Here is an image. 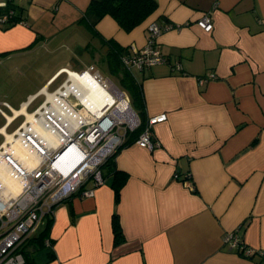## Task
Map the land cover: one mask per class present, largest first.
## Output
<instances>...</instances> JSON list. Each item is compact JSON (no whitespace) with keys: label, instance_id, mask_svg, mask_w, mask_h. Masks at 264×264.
<instances>
[{"label":"crops","instance_id":"obj_1","mask_svg":"<svg viewBox=\"0 0 264 264\" xmlns=\"http://www.w3.org/2000/svg\"><path fill=\"white\" fill-rule=\"evenodd\" d=\"M10 1L23 19L0 25V146L62 84V68H83L97 53L106 64L102 39L130 52L144 44L150 21L180 25L158 37L165 62L133 70L144 120L167 116L153 127L160 146L133 142L117 152L114 164L127 174L118 202L109 174L92 196L57 203L48 214L52 256L39 261L264 264V256H243L222 241L238 228L246 246L264 252V0H157L129 32L109 15L92 26L91 0ZM207 11L208 32L195 23ZM43 51L61 60L34 68ZM114 214L125 237L119 244Z\"/></svg>","mask_w":264,"mask_h":264},{"label":"built area","instance_id":"obj_2","mask_svg":"<svg viewBox=\"0 0 264 264\" xmlns=\"http://www.w3.org/2000/svg\"><path fill=\"white\" fill-rule=\"evenodd\" d=\"M7 1L2 0L0 6H6ZM10 15V11L0 14V25H10ZM195 23L206 32L212 30L211 12L202 14ZM179 26L150 21L144 44L132 46L123 58L124 65L133 72L165 62L158 37ZM175 68L181 69L179 64ZM71 71L82 78L91 76L109 95L101 93V104L97 105L88 95L92 79L76 88L72 86ZM60 72L66 78L50 93L51 98L45 92L44 101L30 113V118L27 116L0 146V161L21 182L19 192L11 198L0 192V264H25L19 251L23 241L39 229L45 215L52 214L57 203L76 193L92 196L95 188L104 183L101 165L123 143L128 131L142 125L125 92L115 87L116 93L110 79L92 64L80 71L62 68ZM209 77L214 78L215 74ZM121 99L125 101L124 107L118 106ZM166 118L165 113L147 118L134 143L148 150L159 147L160 143L153 138V127ZM14 144L26 151V158L14 151ZM28 157L34 161L33 166L27 163ZM238 231L235 228L225 232L222 241L243 256H264V252L246 246Z\"/></svg>","mask_w":264,"mask_h":264},{"label":"trees","instance_id":"obj_3","mask_svg":"<svg viewBox=\"0 0 264 264\" xmlns=\"http://www.w3.org/2000/svg\"><path fill=\"white\" fill-rule=\"evenodd\" d=\"M157 8V0H91L87 10L86 17L92 19V26L95 25L105 15L112 17L118 26L125 32H129L136 26L146 20ZM11 12L8 22L13 25L15 22L22 21L21 10L13 6L10 0L6 6L0 10V14ZM107 45L106 65L108 70L117 78L119 84L123 87L130 98V104L141 118L142 125L135 130L128 131L123 143L117 147L106 161L101 165L103 178L107 175H112V188L116 202L120 199L121 189L126 182L127 174L116 168L114 157L117 152L124 146L133 143L140 133L143 123V92L140 80L135 74L128 70L123 63V58L128 54L127 47L121 46L112 39H102ZM49 215H45L43 224L39 229L29 237H27L20 246L19 251L22 252L25 264H43L39 261V256H52L53 240L49 235ZM112 232L114 244H119L124 241V234L120 225L118 215L112 217ZM49 244H46V241Z\"/></svg>","mask_w":264,"mask_h":264},{"label":"bare ground","instance_id":"obj_4","mask_svg":"<svg viewBox=\"0 0 264 264\" xmlns=\"http://www.w3.org/2000/svg\"><path fill=\"white\" fill-rule=\"evenodd\" d=\"M87 78V79H86ZM86 78H82L79 73H74V71H71V79H72V86L79 88L81 84H83L86 80L92 79V83L89 85L90 91L88 93L91 100L97 103V105L101 104L98 101V98L101 97V93H105L109 95V92L106 93L100 86V84L91 76L86 75ZM111 86V84H110ZM115 87V86H114ZM48 98H51L50 93L48 94ZM111 100V98H110ZM125 101L120 100V103L118 106L124 107ZM28 118H30V113H28ZM9 138V137H8ZM14 151L20 155L21 158H26V151L19 145L14 144L13 145ZM27 163L31 166L34 165V161L28 157ZM21 188V182L17 180V178L14 177L12 174V171H10L1 161H0V192H4L7 198H11L15 196Z\"/></svg>","mask_w":264,"mask_h":264},{"label":"rangeland","instance_id":"obj_5","mask_svg":"<svg viewBox=\"0 0 264 264\" xmlns=\"http://www.w3.org/2000/svg\"><path fill=\"white\" fill-rule=\"evenodd\" d=\"M52 54H48L46 51H43V53H41V54H38L37 56H35V57H33V58H36L34 61H30L31 62V64H32V66L34 67V68H40L42 65H44L45 66V70H48L51 66H52V64H54V63H57V61H59V60H61V58H57V56H51ZM99 53H97V55L96 56H94V58H93V60L92 61H90V62H88L87 61V65L86 66H89V65H93L94 67H95V69H99L98 71L101 73V74H103V76L105 77V78H108V77H106L105 75H107V76H109L110 77V81H112L113 83L111 84V88L116 92V93H118V91H117V89L115 88V87H118L119 89H121L122 90V86L119 84V82H118V80H117V78L108 70V68H107V66H106V64L104 63V62H102V61H100V59H99ZM51 59L53 60L52 61V63H51ZM57 59V60H56ZM73 65V64H72ZM85 66V67H86ZM85 67H83V68H79V67H77L76 68V70L77 71H80V70H82V69H84ZM109 79V78H108ZM115 86V87H114ZM42 98V97H41ZM41 98H39L35 103H34V105H36L40 100H41ZM34 105H32L30 108H29V110H31L32 108H33V106Z\"/></svg>","mask_w":264,"mask_h":264}]
</instances>
